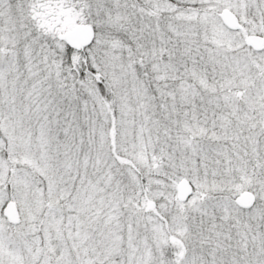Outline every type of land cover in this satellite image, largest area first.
<instances>
[{"label": "snow or ice", "instance_id": "obj_1", "mask_svg": "<svg viewBox=\"0 0 264 264\" xmlns=\"http://www.w3.org/2000/svg\"><path fill=\"white\" fill-rule=\"evenodd\" d=\"M0 264H264V0H0Z\"/></svg>", "mask_w": 264, "mask_h": 264}]
</instances>
